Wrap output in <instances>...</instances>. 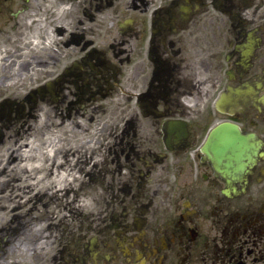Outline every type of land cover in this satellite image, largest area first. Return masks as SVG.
<instances>
[{"label": "flooded vegetation", "instance_id": "1", "mask_svg": "<svg viewBox=\"0 0 264 264\" xmlns=\"http://www.w3.org/2000/svg\"><path fill=\"white\" fill-rule=\"evenodd\" d=\"M0 68L118 126L97 241L31 264H264V0H0ZM227 87L255 158L230 182L201 153Z\"/></svg>", "mask_w": 264, "mask_h": 264}, {"label": "rangeland", "instance_id": "2", "mask_svg": "<svg viewBox=\"0 0 264 264\" xmlns=\"http://www.w3.org/2000/svg\"><path fill=\"white\" fill-rule=\"evenodd\" d=\"M29 89H31L30 84H26L22 87H16V88L0 86V100L8 97L14 99L21 98L26 94V92H28ZM14 92H20L19 96L13 95ZM46 105L47 104L42 105L43 107L41 109L43 110L40 111L39 117L42 114L49 119L50 117L52 118L53 116L51 115V112L49 108L46 107ZM82 113L84 115L80 113L76 116L74 115V111L72 112L71 119L74 120V122L71 126L70 131L71 133H73V136H71V138H69L65 144L61 143L60 144L61 148L57 146L54 147V149H50L44 145H40L36 142H33L34 141L33 138L30 137L32 131L29 130L27 132H24V129L28 128L29 123H31L30 124L31 127H34L33 126L35 124L34 119H28L27 124L25 125L24 128L20 127V122H15L11 125L10 129H3L5 135L3 138L4 144L0 145L1 146L0 159H2L1 156H3L4 158L2 160H6L10 154L9 148L11 147L14 148L15 145H19L20 143H26L28 142L29 139L31 148L33 147L37 148V151L30 150L29 154H31L32 157L39 155L42 158L41 163L45 167L47 166V164L48 165L59 164L61 162L62 156H65V160L62 159V163L65 164L66 168L74 169L76 168L75 165H77L80 168L78 173L75 172L76 176H78V179L75 182L74 192L71 193L69 201H66L64 197L62 198L54 197L53 205L49 206V202H47L50 200L49 196L43 200L40 199V197H38L43 193V191L39 192L38 189H33V191L29 193V190L25 189L27 188V186L33 184V181L25 180V176L22 178V181L19 182V184L21 185L19 188H17L15 185V187L13 188L14 190L12 192V187L7 185V187L4 189V193L3 194L0 193V226H2L3 224H7V222L11 220L12 215L16 213L22 215L24 219L28 221L25 223L28 229H25V231L22 233V235H20V238H18L17 241L19 240L25 241L24 244H29V245H34V244L40 245L42 242L46 240V238H49V244L53 239H55V242L58 243L59 239L57 238L55 230L54 229H52L51 231L48 230V226L54 225L62 221L61 223H63V226L60 227L61 229L65 227H69L71 230L76 229L80 227L81 224L83 223V220L86 219L94 211L98 202L100 201V198L103 194V189H102L103 186H102V178L99 177V173L97 172V170L98 169L99 171L101 170V166H102L101 160L102 158L107 157L108 155V148H107L108 146H105V143H103L102 141V146L98 147L95 150V146H96L95 141L98 138V136L93 137L92 133L86 132L88 129V125L90 129L92 127V123L88 122L91 113L90 111L89 112L82 111ZM60 119L62 118L57 117L56 120H60ZM77 119H80L82 124L84 125L82 128H78V126L75 124V121ZM102 125H104V120L102 121ZM17 128L19 130H17ZM38 128L39 125H37V130ZM19 133L21 134L19 135ZM85 142H87L86 145ZM77 147L81 149L76 154L74 151ZM66 148H74V149L66 150ZM83 148L88 151L85 152ZM73 153H75V155H73ZM47 158H50V160L47 161ZM22 159L24 158L20 157V160ZM88 163L90 164L87 166ZM95 163H97L96 165L98 166V169L96 168V166H93ZM22 164H24V162H22ZM15 173L16 171L10 172L9 170L4 175L2 176L0 175V184L5 182V180L9 179L8 176L13 175ZM89 173H92L93 175L92 179L90 178ZM50 177H48L49 180ZM14 197H18V198H14ZM74 199L77 200V202H74ZM84 202H87L88 204L85 210L83 209V207H81L83 206ZM68 203L69 205L67 206ZM47 212H49V214H56L54 218L55 220L48 221ZM89 212L90 214H88ZM64 214H68V216L61 217ZM15 225L16 223L12 224V226ZM59 231L57 233L58 237H59ZM49 232L51 233L49 234Z\"/></svg>", "mask_w": 264, "mask_h": 264}, {"label": "bare ground", "instance_id": "3", "mask_svg": "<svg viewBox=\"0 0 264 264\" xmlns=\"http://www.w3.org/2000/svg\"><path fill=\"white\" fill-rule=\"evenodd\" d=\"M52 119L54 120L47 119L45 116H42L40 120L36 121V123L33 125L34 127L29 128V130L32 131L30 137L33 138L34 140L33 142H36L40 145H44L50 149H54V147L57 146L61 148L60 144L65 142V138L63 136L66 133L68 127H71L72 121L65 119L56 120L55 117H52ZM37 124L39 125L38 130H37ZM75 124L78 127L82 125L79 119L75 121ZM183 127L184 130L186 131V125H184ZM170 138L173 139L174 137L170 136ZM2 144H4V142L0 141V145ZM69 149H74V148H66V150ZM79 149L77 150L75 149L74 152L78 151ZM9 150H10V154L8 158L12 157L11 163H9V159H6V162L2 163L4 162V160H2L4 157L1 156L2 159H0V164H1L0 175L5 174L9 170L10 172L16 171L15 174L11 175V178L7 182L9 183V186L12 187V190L15 187V185L17 188L21 186L19 182H21L22 178L25 176V180L33 181V184L27 186L29 193L32 192L33 189H38L39 192L43 191V193L41 194L43 198H46L48 196L50 197V200L47 201L49 202V206L53 205L54 197L55 198L64 197L66 201L70 200V195L71 193L74 192V185L78 179L75 172L78 173V171L80 170V168L77 165H75L76 168L74 169L66 168L65 164L62 163V159L65 160V156H62L61 162L59 164L57 165L47 164V166L45 167L41 163L42 158L39 155L32 157V155L29 154L30 150L37 151L36 147L31 148L29 139L28 142L15 145L14 148L11 147L9 148ZM84 150L85 152L88 151L86 149ZM20 157L24 159L20 160ZM49 160L50 158H47V161ZM22 162H24V164H22ZM48 177H50V180L48 179ZM7 183L3 185L6 186ZM74 202H77V200L74 199ZM68 205L69 203L67 204V206ZM87 206H88L87 202H84L83 206L81 207H83V209H86ZM47 215H48L47 220L54 219L56 216V214L50 216L49 212H47ZM64 215L66 216V214ZM23 222L26 221L23 220Z\"/></svg>", "mask_w": 264, "mask_h": 264}, {"label": "water", "instance_id": "4", "mask_svg": "<svg viewBox=\"0 0 264 264\" xmlns=\"http://www.w3.org/2000/svg\"><path fill=\"white\" fill-rule=\"evenodd\" d=\"M209 150L214 155V159L222 164L225 162L226 166H229L228 161L230 160V135L229 126L227 124H221L215 127L210 135L207 143ZM207 154L209 151L205 150Z\"/></svg>", "mask_w": 264, "mask_h": 264}]
</instances>
